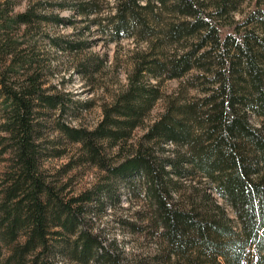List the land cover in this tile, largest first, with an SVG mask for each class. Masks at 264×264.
<instances>
[{
	"label": "trees",
	"instance_id": "obj_1",
	"mask_svg": "<svg viewBox=\"0 0 264 264\" xmlns=\"http://www.w3.org/2000/svg\"><path fill=\"white\" fill-rule=\"evenodd\" d=\"M77 17L110 41L143 44L92 129L69 121L89 105L49 85L43 46L86 49L46 32ZM167 80L180 82L174 94L162 91ZM51 129L78 146L75 166L97 168L91 187L71 193L65 171L44 168L66 153ZM124 200L137 220L118 222L157 236L160 253L129 257L97 223ZM0 259L264 264V0H0Z\"/></svg>",
	"mask_w": 264,
	"mask_h": 264
},
{
	"label": "rangeland",
	"instance_id": "obj_2",
	"mask_svg": "<svg viewBox=\"0 0 264 264\" xmlns=\"http://www.w3.org/2000/svg\"><path fill=\"white\" fill-rule=\"evenodd\" d=\"M26 4V1H23L17 6V10H24ZM59 13L65 17L73 16L71 10L59 11ZM76 21L73 26L69 24L50 25L46 28V32L55 36L66 35L73 41H86L89 43L86 49L79 52H59L47 42L43 46H45L49 57L50 71L54 72L53 75H51L52 72H49V85H57L65 92L70 93L76 101L89 105L80 107L78 117L69 121L74 126L92 129L103 118L104 105L110 103L114 96L126 87L127 75L132 70L131 56L137 49H142L143 44L137 45L132 39L110 41L109 36L99 34L96 26L87 29V23L83 22L82 18L77 17ZM91 62H94V65H99L97 66L98 70L92 67L89 72H86L82 69L85 63L90 65ZM80 68L81 70H79ZM179 83L178 80L164 81L161 85L162 91L165 94H174ZM162 110L163 102L160 101L150 113L147 121L151 122ZM137 133L140 136L143 130L140 129ZM46 137L57 142L58 144L54 143L57 144V148L65 149V144L62 141L59 142L60 136L57 130H48ZM65 147L66 153L61 157L48 158L44 168L50 173L65 171L62 182L69 185V192L79 193L97 182L101 174L94 167L75 166L74 160L78 157V146L68 145ZM168 147L173 148V145H168ZM122 206L123 210L108 207L106 214L97 222L100 227L106 229L110 238L115 237L121 242L129 257H150L160 253L162 247L157 236L148 230L147 232H132L118 222L120 218L137 220L134 213L139 209L138 206L131 205V202H126V200L123 201ZM228 212L234 218L230 209ZM0 264H3L1 259Z\"/></svg>",
	"mask_w": 264,
	"mask_h": 264
}]
</instances>
